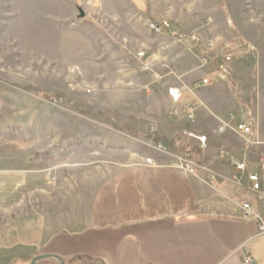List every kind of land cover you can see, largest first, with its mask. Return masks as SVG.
<instances>
[{"label":"rangeland","instance_id":"1","mask_svg":"<svg viewBox=\"0 0 264 264\" xmlns=\"http://www.w3.org/2000/svg\"><path fill=\"white\" fill-rule=\"evenodd\" d=\"M242 119L252 143L219 130ZM237 141L264 165V0H0V232L117 264L72 242L123 226L87 223L102 185L146 157L230 164Z\"/></svg>","mask_w":264,"mask_h":264},{"label":"crops","instance_id":"2","mask_svg":"<svg viewBox=\"0 0 264 264\" xmlns=\"http://www.w3.org/2000/svg\"><path fill=\"white\" fill-rule=\"evenodd\" d=\"M229 157L231 163L247 162L253 171L264 166L253 165L239 141L235 142V154ZM153 159L155 166L140 162L121 170L93 199L87 222L90 227L123 226L105 229L103 234L91 229L73 237L72 242L80 238L90 241L93 249L85 251L90 255L98 253L104 243L107 250L103 256L109 255L117 264H244L245 256L251 258L250 264H264V234H259L256 222L244 218L239 209L247 195L231 163L207 160L218 175L212 188L202 180L204 174L182 172L167 157ZM0 195L9 196L10 192ZM22 231L21 238L13 229L0 232V264H29L37 255L62 259L72 255L37 253L34 245L44 241L43 232L42 237H34L25 227ZM47 262L58 264L55 259Z\"/></svg>","mask_w":264,"mask_h":264},{"label":"built area","instance_id":"3","mask_svg":"<svg viewBox=\"0 0 264 264\" xmlns=\"http://www.w3.org/2000/svg\"><path fill=\"white\" fill-rule=\"evenodd\" d=\"M148 27L154 32L165 31L168 27L166 21L149 22ZM191 40L198 41V38L192 37ZM209 83L207 78H204L196 86H205ZM189 111L190 108L188 107ZM191 113H189L188 117ZM220 125L219 130L229 129L235 134L242 137L249 143H252L248 137L252 135L253 128L251 124L247 123L246 120L235 121L234 123L227 122L226 120H219ZM175 161L174 166L185 170L187 173L196 175L202 172L206 178L204 182L210 187H214L217 181L218 175L213 172L209 167L204 164H197L190 156L186 154L184 156L177 155L174 156ZM144 164L152 165L154 164V159L152 157H146L143 159ZM232 166L236 172L240 175L241 185L245 191L247 198L243 200L239 209L244 218H250L256 222L257 231L259 234H264V166L258 171H253L249 168V164L245 161H232ZM244 264H250L251 258L245 256L243 258Z\"/></svg>","mask_w":264,"mask_h":264},{"label":"water","instance_id":"4","mask_svg":"<svg viewBox=\"0 0 264 264\" xmlns=\"http://www.w3.org/2000/svg\"><path fill=\"white\" fill-rule=\"evenodd\" d=\"M82 16H83V12L80 11V17H82ZM50 257L58 259L60 264H63V260H62L61 257L56 256V255H49V254L48 255H37V256L33 257L31 259L30 264H37L36 263L37 261H39L41 259H45V258H50ZM87 264H102V263L90 262V263H87Z\"/></svg>","mask_w":264,"mask_h":264},{"label":"flooded vegetation","instance_id":"5","mask_svg":"<svg viewBox=\"0 0 264 264\" xmlns=\"http://www.w3.org/2000/svg\"><path fill=\"white\" fill-rule=\"evenodd\" d=\"M49 259H55V260H57L58 264H60L59 260L56 259V258H53V257L45 258V259H41V260L37 261L36 263H37V264H51V263L47 262V260H49ZM62 260H63V259H62ZM30 262H31V260H30ZM29 264H30V263H29ZM63 264H65L64 261H63Z\"/></svg>","mask_w":264,"mask_h":264},{"label":"trees","instance_id":"6","mask_svg":"<svg viewBox=\"0 0 264 264\" xmlns=\"http://www.w3.org/2000/svg\"><path fill=\"white\" fill-rule=\"evenodd\" d=\"M43 95H44V97L45 98H56V97H58L59 96V94L57 93V92H54V93H51V94H47V93H42ZM74 106H76V105H74ZM192 149H190V150H188V151H190V152H192L191 151Z\"/></svg>","mask_w":264,"mask_h":264}]
</instances>
